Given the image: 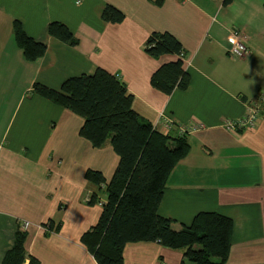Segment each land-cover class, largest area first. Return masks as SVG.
<instances>
[{
  "label": "crops",
  "instance_id": "1",
  "mask_svg": "<svg viewBox=\"0 0 264 264\" xmlns=\"http://www.w3.org/2000/svg\"><path fill=\"white\" fill-rule=\"evenodd\" d=\"M107 4L125 19L104 20ZM14 20L46 42L43 57L25 58ZM52 21L65 23L79 44L51 36ZM236 29L249 47L243 58L229 51ZM155 31L183 44L186 89L166 94L151 84L154 71L177 58L146 53ZM99 67L119 75L134 109L158 130L203 125L188 134L190 152L169 176L160 214L179 230L201 211H218L234 223L226 264H264V117L251 128L224 125L242 118L264 92V0H0V264L19 227L40 264H98L82 241L103 209L88 202L98 186L86 172L100 170L109 182L119 156L110 143L96 148L80 135V115L32 89L36 82L60 89L67 78ZM51 221L58 229H48ZM183 254L157 242L129 243L124 264H180Z\"/></svg>",
  "mask_w": 264,
  "mask_h": 264
},
{
  "label": "trees",
  "instance_id": "2",
  "mask_svg": "<svg viewBox=\"0 0 264 264\" xmlns=\"http://www.w3.org/2000/svg\"><path fill=\"white\" fill-rule=\"evenodd\" d=\"M232 0H224V4ZM125 13L107 4L102 18L119 23ZM16 42L29 61L43 57L45 41L30 36L21 21L14 20ZM48 33L72 46L78 37L61 21H52ZM148 55L159 58L175 55V60L158 67L151 84L170 94L177 87L186 89L190 75L186 71V52L181 41L170 32H152L145 45ZM33 93L73 111L84 119L80 135L96 148L110 143L119 156L118 166L108 182L100 170L89 169L86 179L98 190L90 204H102L98 222L82 241L98 264H124V250L129 243L157 242L172 249H183L180 264H226L232 247L233 220L218 211H201L190 225L176 230L173 219L160 214L159 207L169 176L191 149L188 134L163 132L146 121L134 109V95L118 74L99 67L94 74L67 78L60 89L36 82ZM106 194L102 201L101 192ZM50 230L58 229L51 221ZM27 232L18 228L15 242L3 264H40L26 249Z\"/></svg>",
  "mask_w": 264,
  "mask_h": 264
},
{
  "label": "built area",
  "instance_id": "3",
  "mask_svg": "<svg viewBox=\"0 0 264 264\" xmlns=\"http://www.w3.org/2000/svg\"><path fill=\"white\" fill-rule=\"evenodd\" d=\"M231 36L238 38V43L243 46L244 52L240 53L239 55L235 54L233 51V45L231 44L229 48L230 54L236 58L245 57L249 53V47L246 44L242 32L237 29L233 30ZM184 57L186 58V56ZM263 117H264V92H261L259 96L254 101H252V103H250V105L248 106V110L246 111L245 115L242 118H238V119L228 118L225 120L224 125L226 129L232 131L237 130L238 128H251L257 126L259 120ZM162 120H163V124L167 128H170L174 125L172 119L169 118L168 116H165L164 114H162ZM202 128H203L202 124L179 126V129L182 133H191L200 130ZM89 199L90 197H88V201Z\"/></svg>",
  "mask_w": 264,
  "mask_h": 264
},
{
  "label": "clouds",
  "instance_id": "4",
  "mask_svg": "<svg viewBox=\"0 0 264 264\" xmlns=\"http://www.w3.org/2000/svg\"><path fill=\"white\" fill-rule=\"evenodd\" d=\"M77 2L79 3V0H77ZM229 43L233 45V51L235 54L239 55L240 53L244 52L243 46L238 43V38L230 36Z\"/></svg>",
  "mask_w": 264,
  "mask_h": 264
},
{
  "label": "rangeland",
  "instance_id": "5",
  "mask_svg": "<svg viewBox=\"0 0 264 264\" xmlns=\"http://www.w3.org/2000/svg\"><path fill=\"white\" fill-rule=\"evenodd\" d=\"M101 194H102L103 196H105V195H106L104 191H102V192H101ZM98 204H100V203H98Z\"/></svg>",
  "mask_w": 264,
  "mask_h": 264
}]
</instances>
